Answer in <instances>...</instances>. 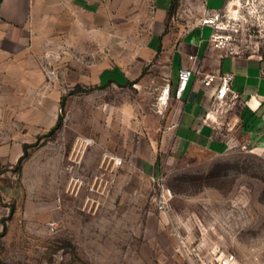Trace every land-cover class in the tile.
Instances as JSON below:
<instances>
[{"label":"rangeland","instance_id":"rangeland-1","mask_svg":"<svg viewBox=\"0 0 264 264\" xmlns=\"http://www.w3.org/2000/svg\"><path fill=\"white\" fill-rule=\"evenodd\" d=\"M228 9L225 50L264 55V0ZM114 49L105 62L96 47H60L73 60L42 61V124L0 121V147L14 130L26 141L19 159L0 157V264H197L216 250L264 264V149L180 152L178 100L160 104L153 64L95 85L100 65H142L130 30L121 62Z\"/></svg>","mask_w":264,"mask_h":264},{"label":"crops","instance_id":"crops-1","mask_svg":"<svg viewBox=\"0 0 264 264\" xmlns=\"http://www.w3.org/2000/svg\"><path fill=\"white\" fill-rule=\"evenodd\" d=\"M222 1L0 0V121L19 127L42 124L37 96L46 84L42 61L73 60L69 54L61 56L59 48L75 46L96 47L105 61L102 47L113 46L115 61L121 62L123 31L130 30L132 44L141 46L142 65L126 72L121 63L100 65L95 85L128 84L147 63L175 92L180 70L193 66L172 129L180 152L222 155L249 145L264 149V55L219 49L210 41L213 30L200 26L203 17L225 8L227 0ZM190 55L197 57L194 64ZM228 74L234 77L230 109L211 113L207 120L216 89L206 88L203 79ZM82 77L81 86L90 84L89 76ZM5 141L0 157L19 159L26 144L24 130L10 132ZM149 170L154 172L152 164Z\"/></svg>","mask_w":264,"mask_h":264},{"label":"built area","instance_id":"built-area-1","mask_svg":"<svg viewBox=\"0 0 264 264\" xmlns=\"http://www.w3.org/2000/svg\"><path fill=\"white\" fill-rule=\"evenodd\" d=\"M231 0H227L225 8L221 11H215L211 14L203 17L200 21L201 27H210L213 32L211 35V43H213L217 48L225 50L227 45L231 42V37L225 35L227 31L226 24L224 20L230 14L229 5ZM237 1V0H234ZM242 2V0H238ZM247 2L251 0H246ZM237 10V9H236ZM189 60L193 62V64L197 61V57L194 55L189 56ZM195 73V68H183L179 73L178 85L175 92L172 90L171 86H167L162 96L160 97V104H164L166 106L172 99H176L178 101H182L184 94L186 93L190 81ZM201 74V72H198ZM234 77L233 75H207L203 79V84L206 88H215L216 93L213 96V108L209 112L207 116V120L211 119V113L213 114H223L229 111L230 109V97L232 95V84ZM163 95H167V99H163ZM243 149L247 150H255L258 149L255 145H249L243 147ZM194 252H197V249H194ZM199 261L197 264H236V258L234 255L226 254L220 250L213 251L211 255L201 256L198 253Z\"/></svg>","mask_w":264,"mask_h":264},{"label":"bare ground","instance_id":"bare-ground-1","mask_svg":"<svg viewBox=\"0 0 264 264\" xmlns=\"http://www.w3.org/2000/svg\"><path fill=\"white\" fill-rule=\"evenodd\" d=\"M230 2H231L230 4H232V3L236 2V1H234V0H231Z\"/></svg>","mask_w":264,"mask_h":264},{"label":"trees","instance_id":"trees-1","mask_svg":"<svg viewBox=\"0 0 264 264\" xmlns=\"http://www.w3.org/2000/svg\"><path fill=\"white\" fill-rule=\"evenodd\" d=\"M59 126V125H58Z\"/></svg>","mask_w":264,"mask_h":264}]
</instances>
